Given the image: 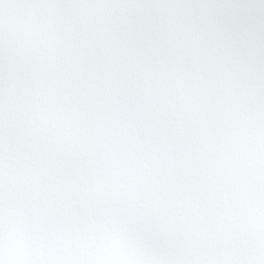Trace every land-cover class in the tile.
I'll return each instance as SVG.
<instances>
[{
	"label": "snow or ice",
	"instance_id": "snow-or-ice-1",
	"mask_svg": "<svg viewBox=\"0 0 264 264\" xmlns=\"http://www.w3.org/2000/svg\"><path fill=\"white\" fill-rule=\"evenodd\" d=\"M0 264H264V0H0Z\"/></svg>",
	"mask_w": 264,
	"mask_h": 264
}]
</instances>
